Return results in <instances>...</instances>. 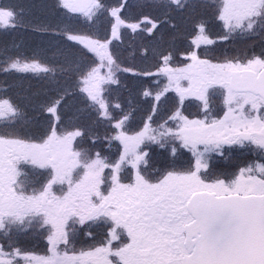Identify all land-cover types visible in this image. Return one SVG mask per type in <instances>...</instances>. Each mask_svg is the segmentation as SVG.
I'll return each mask as SVG.
<instances>
[{
  "label": "rangeland",
  "instance_id": "374dc122",
  "mask_svg": "<svg viewBox=\"0 0 264 264\" xmlns=\"http://www.w3.org/2000/svg\"><path fill=\"white\" fill-rule=\"evenodd\" d=\"M56 1L65 10L68 9L71 13H76L73 5L74 0ZM138 1L120 0L118 6L112 8L106 17L102 15L105 12L103 9L105 6L101 5V2L100 4L96 2L93 8L82 14V20H80L82 31H78V33L69 37V40L78 46L80 45L88 54V57L91 58V61H93V68L87 71L84 79H81L82 90L88 95L90 101L97 106L101 114L107 116V122L104 123L105 130L110 131L114 128V130L116 129L115 134L111 135L102 132L99 136L100 140L94 143V147L90 146V148L84 150V153L78 152L73 148L74 143L78 139L77 136L79 137L82 131L74 128L72 119L68 121V125L62 126L64 129H61V132L54 129L50 137L46 136L43 140L36 143H27L20 139L0 136V181L7 182L10 187L16 189L18 188L16 187L17 184H19L17 183V177L22 171L18 169L21 164L23 163V170L29 167L33 172L29 177V186L24 188V192L21 194L14 192L13 195H0V231L6 232L5 235L0 237L9 239L10 247L13 249L16 248V246L13 247L12 245L14 243L13 239L17 234L24 235L28 233L30 240L37 238L42 240L41 243L35 242L31 246V248L38 247L36 249H38L39 253L34 254L17 252V254L10 256L5 254L0 247V264H117L118 258L116 257L119 256L121 257H119L118 262L121 263L125 258L122 250H119L120 252L115 255L116 257L114 256L115 260L110 256L112 252L107 251L111 243L106 244L104 249H99L97 252L88 251L87 253L77 254L68 251L65 247L67 233L77 237L78 232L84 229V233L88 234L90 232V223H87V225L85 223L90 218L93 219L110 213L115 223L113 228L129 227L130 244L136 246L131 250L129 256L131 261L128 264H178L176 257L183 253L182 242L179 245L163 244L153 235L147 226V221L139 219L130 211V188L136 183V177L141 173L146 178H149V156L145 154L149 148L167 145L171 142H182L186 144L188 149L198 150L195 143L204 139L200 135L199 123L190 122L196 118L188 115V113L192 115V111L196 114L197 111H195V107H191L187 103L191 102V99L201 101L205 97L204 94L209 92L211 86L223 88L228 92L231 91L229 88L230 72L237 69V64L234 62L228 64L213 62L214 59L211 58L213 56L210 55L211 51H207V47L212 42H217V40H212L211 34L208 36L201 33V29H198L195 33L192 31V37H189V45L195 49L194 51L190 49L192 52L188 55L179 56L178 61H171L168 56L162 57L159 60L162 66L158 67L151 77L146 74L149 80L147 81L148 85L145 86L147 89L145 92V95H147L146 104L148 105L145 108L150 118L143 123L141 130L155 129V131L145 133L140 130L131 135V133H128L126 122L130 119L133 120V117L123 116L122 114L118 117L113 115L114 113L124 112L122 104L128 107L132 104L129 101H121L118 92L114 90L118 83L119 75L124 71L115 60L111 49L112 43L121 40L118 38L121 36V30L125 28L120 21V16L127 6L136 4V11H138V15L141 13L143 19H138L136 22L138 23L136 25L137 28L135 27V29L146 27L149 33L145 34L151 37L157 25L150 20V24H154L152 28H148L147 15H143L144 9L157 6H162L163 8L164 6L173 7L168 0L167 2H163L164 0H151L152 3L151 1L143 0V6H139ZM183 1L172 0V3H174V6H179ZM196 1L189 0L184 4L185 11L183 13H185L186 18L192 19L191 11L196 12L197 10H199L197 13H200L199 17H208L212 13L210 8L198 5L203 0ZM219 1H223L220 10L223 15L222 20L229 25L232 24V10L239 6L244 11L246 6L250 4V0ZM129 3H132V5ZM36 9L38 14L42 13L39 5L36 6ZM153 13L161 14L162 11H157V8H154ZM169 14L171 16L175 15L172 11ZM12 19L13 14L10 11L0 8V28L13 27ZM101 22L111 23H105L99 27L98 24ZM105 28H108L107 31ZM190 30V26L183 27L182 33H187ZM133 33V30L127 32L128 36L133 35ZM222 40L224 38L220 39V41ZM242 40L243 38L235 44L241 43ZM222 43L224 44L225 42ZM166 44L167 42L157 41L153 46L161 50L166 48ZM186 48L185 46L184 49ZM199 49H203L205 52ZM176 51L178 50L176 49ZM71 64L67 66L68 69L64 66H59V75L50 83L43 78L42 84H47L51 87L59 86V82L63 80L62 88L49 94V98H53L54 94H59L57 98L60 103H58L56 108L54 107L55 109L51 113L48 110L43 112V119L46 120L49 116L54 115L55 121H60L59 111L65 110L66 115L74 112L82 117L81 120L78 117L74 118L77 123H83L86 127L88 125L93 127L95 120L90 113L85 110L80 111L72 102L75 100L73 91L76 88L70 78H77L79 71H77L76 65ZM42 68H45V64L38 60H14L12 64L8 65L0 63V69L7 70L9 75H12L15 70H20L31 72L35 74L30 73L31 75L36 76L41 73ZM48 71L53 75L54 69H49ZM110 82L112 83L109 84ZM42 89L46 92V88ZM227 96L229 105H234L247 99L245 96L242 98L243 96L232 92L227 93ZM161 107H163L164 111L161 110ZM91 109L92 112L97 110L94 107ZM11 113L13 112L7 103L0 102V119L7 117ZM170 116H175L176 118L168 119ZM158 118H161L159 119L160 122H158ZM165 121L167 122L165 123ZM179 128H185L186 132L177 131ZM170 129L172 134H168ZM132 130L137 131L139 129L133 126ZM152 136H155V140L151 138ZM261 140L264 141V139ZM84 143H87V137H83L81 144L83 145ZM106 143L110 145L109 151L111 153L117 151V161L114 164L109 161V158H102L95 147L96 145L97 147L103 146ZM224 144L225 142L221 141L218 147ZM261 144L263 145L262 148H264V142H261ZM155 156V163L160 164L157 152ZM203 156L206 159L208 157L207 154ZM38 172L45 176L46 180L44 182L38 181V176L41 177V175L37 174ZM250 178L252 181L248 180ZM259 178L264 179V164L258 166V169H250L246 173L245 178L240 180L239 189L241 190L243 185L246 186L244 191L258 189L263 185L260 183L261 185L257 187L254 184L256 179ZM33 179L37 183H42L43 186L40 188V184L33 183ZM128 182H132V184L129 185ZM125 183H128V185H125ZM229 186L231 187L233 184L231 183ZM114 189L116 190L115 193ZM44 195L47 196V200L45 204H42ZM76 218L79 219L76 221L77 224L74 223V227L69 229L68 223L74 222ZM52 220L55 223L51 222ZM7 224L15 227L10 228L8 233L5 230ZM78 224H81V226ZM17 228L20 231H17ZM53 234L54 239L50 251L49 245L45 243V237ZM73 247L81 250L80 248L83 246L80 243H74ZM137 253H140L141 256H138Z\"/></svg>",
  "mask_w": 264,
  "mask_h": 264
},
{
  "label": "trees",
  "instance_id": "16d2710c",
  "mask_svg": "<svg viewBox=\"0 0 264 264\" xmlns=\"http://www.w3.org/2000/svg\"><path fill=\"white\" fill-rule=\"evenodd\" d=\"M119 1L98 0L99 4L101 2V5L105 6L103 8L105 12L102 15L106 17L112 8L118 6ZM56 2V0H0V8L13 14L12 21L14 23L13 27L0 28V63L8 65L12 64L14 60L28 59L42 61L45 64V68H42L41 73L36 76H33L35 74L31 72L20 70H15L12 75H9L7 70L0 69V102L7 103L13 112L7 117L0 119V136L20 139L27 143H36L47 136V131L50 128L54 126V129L61 132V129H64L62 126L68 125V121L72 119L74 128L82 131V134L79 137L77 136L78 139L74 143L73 148L78 152L84 153V150L90 148V146L94 147V143L100 140L99 136L102 132L112 135L116 133V129L105 130L104 123L107 122V116L101 114L97 106L90 101L88 95L82 90L81 79H84L87 71L93 68V61H91V58L88 57L82 47L72 43L69 37L78 33V31H82L80 20H82L81 17L83 15H77L74 12L72 14L68 9L65 10ZM129 4L132 5V3ZM37 5L42 9L41 14H38ZM184 11V7L180 8L177 6L176 8L175 6L174 8L172 7V13H175L174 16L168 14L160 16L157 23L161 26L158 30V35L154 38L142 37L139 35L140 32L134 31V27L133 29L125 26L120 32V38H118L121 40L111 45L115 60L124 70L119 75V80L114 90L118 92L121 101L132 102L131 105L127 104L130 107L122 104L124 112L111 113L114 117H118L120 114L133 117L135 121H133V124L130 123L131 119L126 122L129 128L135 124L136 128L141 130L143 123L149 118V113H147L145 108L148 107L146 104L147 95H145V92L147 89L145 86L148 85L147 81L149 80L146 74L151 76L162 57L168 56L172 60L178 61L179 56L188 53L190 50L189 37L195 27L193 23L198 20L197 15L199 14L197 13L198 10L196 12L191 11L192 19H189L186 18ZM120 17L123 18L126 25L135 24L139 19L136 4L127 6ZM105 23L110 24L111 22H101L98 26L100 27ZM187 26H190L191 30L187 31V33H182L183 27ZM107 29L105 28L106 31ZM129 30H133V35L128 36L127 32ZM157 41L167 42L166 48L158 50L157 47H154L153 44ZM185 46L187 47L186 49H184ZM71 63L76 65L79 74L82 72L80 76L78 74L77 78L79 79L76 77L70 78L76 88L73 91L75 100L72 102L80 111L85 110L90 113L95 120L93 127L89 125L86 127L83 123H77L74 118L78 117L81 120L82 117L74 112L66 115L65 110L59 111L60 121H55L54 115L49 116L46 120L43 119V112L49 109L54 110L60 103L57 98L59 94H54L53 98L50 97L51 99L49 94L58 91L63 85V80L59 82V86L55 87L42 84L43 78L50 83L59 75V66H64L68 69L67 66L72 65ZM45 69H54L53 75ZM42 88H46V92ZM92 107L96 108L97 112L95 110L92 112ZM161 108L164 111L163 107ZM38 125L43 126V132L36 130ZM83 137H87V143L82 145ZM91 138L93 139L92 141ZM109 146L106 143L103 146L97 147L96 145L95 147L101 156H106V153H109ZM18 169L22 171L18 174L17 183L22 186L19 188L20 185L17 184L16 187L18 188H16L17 190L15 189V192L21 194L24 192V188L29 186V177L33 172L29 167L23 170V163ZM37 174L41 175V172ZM45 180V176H38L39 182H44ZM33 183L37 182L34 180ZM37 184H40V188L43 186L42 183ZM10 228L15 227L7 224V228H5L7 233ZM16 230L20 231L18 228ZM5 234L6 232L0 231V236ZM41 241L39 238L30 240L28 233L24 235L17 234L13 239L14 243L12 245L13 247L16 246L15 249L10 247L9 239L1 237L0 247L5 254L10 256L17 254V252L34 254L39 253L38 249H36L38 247L31 248V246L33 243H41Z\"/></svg>",
  "mask_w": 264,
  "mask_h": 264
},
{
  "label": "flooded vegetation",
  "instance_id": "af4514ba",
  "mask_svg": "<svg viewBox=\"0 0 264 264\" xmlns=\"http://www.w3.org/2000/svg\"><path fill=\"white\" fill-rule=\"evenodd\" d=\"M203 3V6L207 8L209 7L212 13L206 18L198 16L195 26L198 24L199 26L198 28H195L193 32L195 33L198 29H201V33L208 36L211 34V39L217 40V42H212V44H209L207 47V51H211L210 55L213 56L211 57L214 59L213 62L218 64H221V62L223 64L232 62L236 63L237 69L232 70L230 75L234 71H262L264 69V0H250V4L246 6V10L244 11L241 9L242 7H235V9L232 10V24L230 25L222 20L223 15L220 10L223 1L206 0ZM141 6L143 5L141 4ZM238 9L240 10L237 11ZM161 11L164 12V10ZM167 11L168 10L166 9L165 12L167 13ZM143 15H149L151 17L157 16L151 11H145L143 12ZM140 19H143L142 15L140 16ZM221 38H224V40L220 41ZM242 38L243 40L241 43L235 44ZM222 42L225 43L223 44ZM203 52L205 51L203 50ZM160 66H162V64L158 61L156 68ZM227 93L229 92L225 90H212V92L204 94L205 97L201 99V101L191 99L190 105L191 107H195L197 113L195 114L192 111V115L188 113L189 117L192 116V118H198L200 121L206 119L207 122L211 123L214 119H219L223 116L226 108L230 107L231 109L244 114L249 120H253L255 117L253 109H259L262 104H264V100L256 94L254 95L246 92L237 93L233 91L232 93L243 96L242 98L245 96L247 99L234 105H229ZM260 115L264 118V112H261ZM159 119L161 118L157 119L158 122H160ZM247 126L253 128L246 127L243 132L237 130L239 134L232 135L231 139L235 142L230 145L227 139L224 140L225 144L220 147H218L217 143L208 142L206 140L195 143L199 153L208 155L207 159L204 158L205 161L211 165L206 173H202L205 180L214 181L219 170L224 168L232 169L237 164L247 165L251 170L258 169V166L264 164V148H262L263 145L261 144V142H264L261 140L264 139V124L255 122L249 123ZM181 144L183 143L171 142L167 145H159L149 148L150 159L148 161V167L149 175H151L152 178L159 175L157 169L160 164L155 163V153L157 152L159 156V154L163 152L168 156L170 162L174 151L176 152L177 158H184L180 152ZM183 172L189 173L191 172V168L185 167ZM248 180H251V178ZM128 183L129 185L132 184V182ZM128 183H125V185H128ZM231 183L232 181L229 180V184ZM260 183L263 185L260 186ZM254 184L257 187H260L252 191H244L246 186L243 185L242 189H239V193L244 196L249 194H264V179H256ZM261 187L263 188L260 189ZM113 225H115V223L114 219L112 220L111 213L105 216H97V218L93 219L90 218V232L88 234L78 233L77 235H79V238L77 240L84 246H92L87 252H97L99 249H104L106 244L111 243L107 251H111V254H113L115 252L114 250H118V252L122 250L125 258L121 263L128 264V262L131 261L129 258L131 250L133 247H136L135 245L133 246L130 244L129 239L131 236L129 233V227L124 228L121 226L119 229H114ZM128 246L129 248H127ZM137 255L139 256L140 253H137ZM119 257L116 258L119 259Z\"/></svg>",
  "mask_w": 264,
  "mask_h": 264
},
{
  "label": "snow or ice",
  "instance_id": "6c2138e0",
  "mask_svg": "<svg viewBox=\"0 0 264 264\" xmlns=\"http://www.w3.org/2000/svg\"><path fill=\"white\" fill-rule=\"evenodd\" d=\"M52 111L53 109L48 110L49 113ZM253 112L255 117L249 120L244 114L228 107L223 116L211 123L206 119L200 121L198 118L190 122L199 123L202 139L219 145L227 138L230 145L235 142L231 139L232 135L239 134L237 129L243 132L249 123L264 124V118L260 115L264 112V104L259 109L254 108ZM36 130L44 131L42 125H38ZM141 131L150 133L155 129ZM177 131L184 133L186 129L179 128ZM53 132L54 126L47 131V136L50 137ZM168 134H172L171 129ZM151 138L155 140V136ZM180 152L184 158H177L174 151L171 162L168 156L161 152L160 166L157 169L159 175L146 178L141 173L130 188V211L139 219L146 220L148 228L163 244L179 245L185 240V232L189 238L199 236L213 218L221 222L223 213L217 211L214 217L212 210L232 207L231 197L239 194L240 180L250 171L247 165L237 164L232 169L219 170L214 181L205 180L202 173H206L211 165L204 160L203 153L188 149L186 144L180 145ZM185 167H190L191 172L184 173ZM229 180L233 184L231 187ZM113 191L115 193L116 190ZM14 192V187L0 181V195H13ZM51 222L55 223L54 220ZM221 226L227 225L221 222ZM53 239L54 234L45 237V243L49 245L50 251Z\"/></svg>",
  "mask_w": 264,
  "mask_h": 264
},
{
  "label": "water",
  "instance_id": "95a60500",
  "mask_svg": "<svg viewBox=\"0 0 264 264\" xmlns=\"http://www.w3.org/2000/svg\"><path fill=\"white\" fill-rule=\"evenodd\" d=\"M94 2L74 0V7L84 13ZM231 77L232 90L264 98V71L257 75L244 70L233 72ZM231 204L230 208L212 210L214 217L217 211L223 213L221 222L227 226L213 218L199 236L189 238L187 233L186 244L192 254L186 256L183 264H264V195L238 194L231 197Z\"/></svg>",
  "mask_w": 264,
  "mask_h": 264
}]
</instances>
